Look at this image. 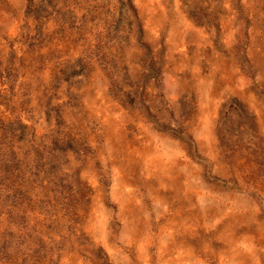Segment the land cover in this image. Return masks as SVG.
Here are the masks:
<instances>
[{
    "label": "rangeland",
    "instance_id": "1",
    "mask_svg": "<svg viewBox=\"0 0 264 264\" xmlns=\"http://www.w3.org/2000/svg\"><path fill=\"white\" fill-rule=\"evenodd\" d=\"M0 264H264V0H0Z\"/></svg>",
    "mask_w": 264,
    "mask_h": 264
}]
</instances>
